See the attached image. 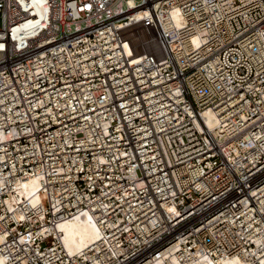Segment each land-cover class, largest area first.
<instances>
[{
    "label": "built area",
    "instance_id": "built-area-1",
    "mask_svg": "<svg viewBox=\"0 0 264 264\" xmlns=\"http://www.w3.org/2000/svg\"><path fill=\"white\" fill-rule=\"evenodd\" d=\"M0 5V264L264 257V0ZM145 12L164 59L130 63ZM83 214L99 237L70 255L57 227Z\"/></svg>",
    "mask_w": 264,
    "mask_h": 264
},
{
    "label": "bare ground",
    "instance_id": "bare-ground-1",
    "mask_svg": "<svg viewBox=\"0 0 264 264\" xmlns=\"http://www.w3.org/2000/svg\"><path fill=\"white\" fill-rule=\"evenodd\" d=\"M173 18L178 26L179 18L176 15ZM133 20L135 23L132 26L127 25L121 29V32L126 35L124 50L128 61L137 63L143 52L151 54L158 61L163 60V45L156 38V33L153 31V22L148 13L136 14ZM191 43L192 46L198 44L195 38L192 39ZM205 117L209 128H214L217 125V121L211 112H206ZM19 188L21 200L27 199L31 204H35L41 199L38 191L39 184L36 179L21 182ZM57 231L59 235L55 234L56 239L60 240L61 238L65 249L70 255H81L84 251L90 249L99 237L96 223L89 214L78 215L66 220L58 225ZM220 264H264V257L253 263L239 255H235L232 258L222 260Z\"/></svg>",
    "mask_w": 264,
    "mask_h": 264
},
{
    "label": "rangeland",
    "instance_id": "rangeland-1",
    "mask_svg": "<svg viewBox=\"0 0 264 264\" xmlns=\"http://www.w3.org/2000/svg\"><path fill=\"white\" fill-rule=\"evenodd\" d=\"M1 10H2V8H1V5H0V13H1Z\"/></svg>",
    "mask_w": 264,
    "mask_h": 264
}]
</instances>
